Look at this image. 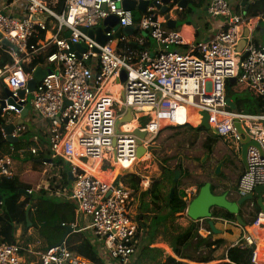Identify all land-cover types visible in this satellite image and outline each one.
Segmentation results:
<instances>
[{
  "label": "built area",
  "instance_id": "1",
  "mask_svg": "<svg viewBox=\"0 0 264 264\" xmlns=\"http://www.w3.org/2000/svg\"><path fill=\"white\" fill-rule=\"evenodd\" d=\"M122 1L3 0L0 6V52L9 58L0 67L1 116L17 120L24 104L30 106L32 118L43 124L52 156L70 166L72 189L68 198L78 213L88 216L99 255L107 264H127L137 251L138 226L129 211L134 195L122 183L114 187L109 179H99L91 166L99 163L104 170L129 171L137 162L149 159L150 153L144 155L146 160L136 158L135 130L145 133L142 145L147 149L156 144L163 129L185 126L191 117L201 121L206 113L212 132L240 149L241 135L234 126L237 121L259 145V149L248 148L247 168L239 177L237 196L246 197L258 187L264 192V44L258 46L247 38L242 51L235 50L243 29L264 23V13L244 18L231 12L227 0H213L207 13L222 18L223 28L212 40L179 52L170 47L185 45L181 34L162 30L165 15L148 7L149 12L138 23L144 34L135 40L139 49L119 52L118 39L101 46L81 29L101 28L109 16L118 18L119 29L132 27L133 12L124 10ZM21 2L25 14L17 16L14 6ZM177 11H181L177 4H170L168 15ZM36 13L46 15L47 21H33L31 15ZM67 31L69 37H65ZM113 34L111 31L106 36ZM149 38L155 43L154 51L143 47ZM81 43L82 53L71 51ZM37 56L44 60L41 69L49 73L28 93L27 83L36 69L27 71L24 65ZM121 70L126 73L123 83L119 81ZM229 79L250 96L241 107L233 101L235 109L226 103ZM21 90L23 98L18 96ZM127 110L131 121L121 123L116 133V123ZM142 118L146 122L142 123ZM26 127L23 119L12 135L21 138ZM29 151L37 154L35 148ZM12 159L0 156V176L12 177ZM26 193L30 195L32 190ZM250 206L254 202L250 201ZM215 214L220 216L217 210ZM61 226L76 228L73 224ZM244 231L242 240H235L231 247L250 249L248 264H264V212L259 210ZM23 252L35 256L38 264H95L70 252L64 241L42 248L40 239L25 247L0 243V264H30L21 257Z\"/></svg>",
  "mask_w": 264,
  "mask_h": 264
},
{
  "label": "trees",
  "instance_id": "2",
  "mask_svg": "<svg viewBox=\"0 0 264 264\" xmlns=\"http://www.w3.org/2000/svg\"><path fill=\"white\" fill-rule=\"evenodd\" d=\"M203 2L204 0H201V3ZM246 6H248V9L244 11L243 15L246 18H255L264 13L263 0L249 2ZM242 9H245V7ZM187 13H191V9L188 8ZM139 20L136 21L137 24ZM137 30L141 32L139 28ZM127 40H129L128 37L118 41L116 45L117 51L139 49L135 41L128 42ZM147 40H145V44L143 45L144 48L148 46ZM252 43L256 44L254 40H252ZM8 61L9 58L0 52V67L4 66ZM43 67L44 60L41 56L35 57L29 64L24 65L27 71ZM240 105L241 103L238 104V107ZM15 121L14 116H0V156L13 157L18 152L23 151V155L32 162L33 166L41 168L44 165L49 166L45 172L48 175L43 177L40 188L30 195L26 193L22 194L21 192L30 190L36 185V182L25 181L23 178L17 176L11 178L0 176V210L3 216L10 219L17 213L22 216L25 207L29 206L28 215L32 226L46 238L49 245H56L64 235L65 228L61 226V223H71L74 220V207L67 202L58 200L55 196L56 189L59 188L62 192H65V195L71 192L68 176L69 165L61 158L52 156L45 134L42 135V139H37L33 136L32 130L28 126L16 144L10 145L6 143L1 129L12 125ZM215 143V137L207 139L209 149ZM30 148H35L37 154L33 155L29 151ZM167 169V166L162 163L159 164V176L153 177L151 184L143 191L140 185L142 178L130 172L120 176L122 180L117 183H122L133 192L135 197L141 200V234L146 235L148 233L151 236L150 239L159 233L162 237L167 236L173 256L166 255L163 264H186L179 260L192 261L199 264H213V262L217 261L213 254L222 241L218 239L212 243H205V238L199 234L200 226L198 222H192L184 228L174 223V219H176L174 215L183 213L188 203L185 193L178 192L177 186L173 183L172 173ZM55 182L56 185H54ZM45 183L48 185L47 188H44ZM166 185L174 188V197L171 200L169 198V190L163 191ZM203 185L204 183L197 190ZM214 189L215 187L212 185L211 191L214 192ZM253 209L254 212L259 211V207L256 204ZM218 211L223 218L235 221V216L227 211L221 209ZM254 217L255 213H251L249 219L245 221L246 226H251ZM64 242L70 252L83 256L95 264H107L100 257L95 245L90 242L85 233L74 232ZM0 243L14 244L15 242L12 240H0ZM199 247L202 248L200 249ZM191 251L197 253L198 256L193 255ZM250 256V249L230 248L227 254L228 261L214 264H248ZM176 258L179 260H176Z\"/></svg>",
  "mask_w": 264,
  "mask_h": 264
},
{
  "label": "crops",
  "instance_id": "3",
  "mask_svg": "<svg viewBox=\"0 0 264 264\" xmlns=\"http://www.w3.org/2000/svg\"><path fill=\"white\" fill-rule=\"evenodd\" d=\"M187 1H188V5L184 10L177 11L171 16L168 15L169 19L171 21L176 22L175 28L173 29V31L179 32L181 34L182 38L184 39V42H185V45H183V46L170 47V49L174 50V51L185 52L189 49V47L191 45H193L195 43L212 40L220 32V30L223 28V25H224V20L222 18H219V17L212 18L207 13V7L210 5V3L213 0H204L203 3H201V0H187ZM227 1L229 2L231 12L233 14H238V15H242V16L244 15V11L248 9V6H246V4H249V2H254L253 0H227ZM1 5H3V0H0V6ZM24 7L25 6L22 2L17 3V5L14 6V8H15L13 10L14 14L17 16H23L25 14ZM244 7H245V9H242ZM188 8L191 9V13H187ZM132 12H133V19H134V23L132 26L133 30L128 31L125 35H123L124 38H127V37L129 38V40H127L128 42H130V41L134 42L137 38L144 36V34L142 32H139L137 30L138 24L136 23V21L139 20L140 18H142L144 14L148 13L149 10L147 9L145 13H142L138 10H134ZM244 18H246V17H244ZM261 26L264 27V24ZM258 27H260V26H256L255 29H248V28L243 29V31L240 33V37H239L240 39L235 46L236 52L242 51V49L245 45V44H242V42H245V40L247 38L249 40H254L256 45H258V46L264 44V40H262L261 42H257V40L254 37V33L258 29ZM161 29L164 31L171 30L167 27L166 19L164 22L161 21ZM120 39L116 40V45ZM146 43L148 44V46L146 48L151 50V51H154V49H155L154 41L149 38ZM107 89H108V92H111V90H112L111 85H110V87L107 86ZM242 91L243 90L241 88H239L238 86H236L235 83H231V84L227 83V86H226L227 96L232 101H234V100L231 98V94L236 95L238 98H240ZM246 100H248V99H246ZM244 101H245V99H238L237 101H234V102L239 104V103H242ZM29 118L33 119L31 116V113L28 110L27 116L24 119L26 126H28L27 124L29 123V121H28ZM191 119H193L194 123H200V121H198V119H196V118L191 117L190 120ZM190 120L186 125L187 129L180 128L183 126L168 127V128L169 129L170 128H176V129H180V130L184 129L186 131H192L193 129H195V126H193L194 124H190ZM41 125L42 124L39 123L38 127L36 129L33 128L31 125L28 126V127H30V130H32V133L34 134L35 138H37L36 135H38V133L44 134V131L41 129ZM203 131L205 132L206 130L203 129L201 134H203ZM162 132H163V130L160 132V134H162ZM160 134L158 135V137L160 136ZM158 137H157V139H158ZM161 137H164V136H161ZM209 137H212L211 132H207L205 134V137H203V142H202L201 148H203L204 154H203L202 158H200L202 160H206L208 157H210L211 153L213 152L212 147H211V149H209L207 146L208 145L207 139ZM180 139H182V138H180ZM12 158H13L12 159L13 160V166H11L12 172H13L12 177L17 176V177L23 178L25 181H31L32 183L36 182V185L30 189V190H32V193H35L40 188V183L44 177V176L41 177V179L39 178V172H40V170H42L41 167L33 166L32 164H31L32 166H30V164L27 162L28 159L25 158L23 153L21 154V151L18 152ZM204 158H206V159H204ZM147 160H149V159L147 158ZM141 163L144 164L143 162H141ZM91 167H94L95 173H97V177L101 180L109 179L110 181L115 182L116 176L119 173V171H117V170H113V171L108 170V169L104 170V169L99 167V163L96 166H91ZM68 169H69L68 171L70 172V168H68ZM177 169H179V170H176V171H180L179 176L183 175L182 169L180 167ZM167 170L171 171L173 183L177 186L178 192H184L185 193L187 203L189 204V202L196 196L197 191H198L197 189L202 183L199 184L197 189L194 187H190V189H188V190H186V189L182 190L180 187L181 177H180L179 181H178L179 177L177 178V181H174V173L176 171L173 172L169 167ZM243 170H242V172H243ZM1 177H4V176H1ZM140 177L142 178L140 185H141V190L143 191L151 184V180H149V183L147 186L146 181H145L146 178L143 176H140ZM38 180H39V182H38ZM69 182L71 184L70 188L72 189V180H70V176H69ZM237 182H238V180H237ZM237 182H236V185H237ZM54 185H56V182ZM47 187H48V185H47V183H45L44 188H47ZM168 190H169V198H170V192H171V190H174V188H171V186L166 185V187L163 191L165 192ZM56 191L57 192L55 193V196H56V198H58V200H60V201L62 200L64 202H67L68 204L73 206L75 209L74 216H73V219H74L73 222L65 223V224L67 226L71 225V224L76 226L75 230H73L72 233H74V232L85 233L87 235V237L89 238L90 242L93 245H95L97 252L100 254L99 246H98L97 242L95 241L91 230L89 229L90 220H89L88 216H85V215L77 212L75 204L70 200V198H68L70 193L65 195L64 194L65 192H62L60 188L56 189ZM262 192H263V190L261 191V193ZM255 194L256 193L254 192V200L252 202H255L254 205L256 204L259 207L258 202L256 201L257 197H255ZM173 197H174V193H173ZM173 197L170 198V200L173 199ZM261 197H262V204L264 205L263 193H262ZM245 204L250 205V203H245ZM245 207L246 206L244 205L241 209H243V211H245L244 210ZM186 209L183 213H179V214L174 215V218L176 217V219H174V223L176 225L178 224L179 226L184 228V227H187L192 222H198V225L200 226V228H199L200 233L199 234L203 238H205V240H206L205 243H212V242L217 241L218 239H220L222 241V243L219 244L215 253L213 254V256L217 259V261L213 262V264L218 263V262H222V261H228V259H227L228 250L230 248H236V247H231L235 240L231 241V239H229V234L227 233V231L221 232L222 229L218 228L216 226V223H218L222 226H230V225L237 226L238 228H240L242 230H244V228H242L237 223H235L236 221L227 220V219L223 218L221 215L220 216L216 215L214 208L211 210V217L209 219H198L195 221L190 219L186 215ZM129 211H130L131 217L133 218V220L136 222V224L138 226L137 251H139V252L137 253V251H136L135 254L130 257V260L127 264H137L136 262L139 259V255L140 254L142 255L146 250L148 251V253L146 254V257H144L142 259V263H140V264H163L165 261L164 257L166 255L173 256V253H172V250L170 248L167 236L162 237V235H160V233H159L154 238L150 239L151 236L148 233H146V235L141 234V220H142V218H141V200L138 197L134 196V200H133L132 205L130 206ZM248 211L249 210H246V212H248ZM0 212H1L0 213V240H12L13 242H15L14 244L21 245L22 247H25L28 243L29 244L33 243L34 239H40L41 244H42V248H45L47 246H53V245H49L46 238H44L40 233H38L37 229H35L32 226L31 222L29 221V215H28L29 214V206L25 207L24 214L22 216L18 215V213H17L16 215H14L10 219L3 216L1 210H0ZM239 215L244 220V222L249 219V218H247V220L244 219V215H242L241 213H239ZM209 221L213 222L214 228H215V230L218 231V233L212 232V230L210 229V227L208 225ZM234 223L237 225H234ZM63 228L66 229L68 227H63ZM252 233L255 236L257 235V232L252 231ZM64 234H65V230H64ZM69 235H67L66 237H64V235H63L61 240L58 243H56V245L59 244L61 241H65V239ZM165 235H167V234H165ZM191 252L193 255L198 256L197 253H195L193 251H191ZM21 257L23 259L27 260L30 264H38V260L35 256H32L30 254L23 252ZM176 260H179V259L176 258ZM179 261L184 262L186 264H199V263L192 262V261H185V260H179Z\"/></svg>",
  "mask_w": 264,
  "mask_h": 264
},
{
  "label": "water",
  "instance_id": "4",
  "mask_svg": "<svg viewBox=\"0 0 264 264\" xmlns=\"http://www.w3.org/2000/svg\"><path fill=\"white\" fill-rule=\"evenodd\" d=\"M256 1H262V0H253ZM170 4H177V6L184 10L187 5V0H159V3H157V0H124L120 4V6L124 10H138L142 13H145L148 7H154L156 10H158L161 14L165 15V19L167 21V27L171 30L175 28V21H171L168 16V10L170 7ZM31 19L33 21H39L45 23L47 21V16L44 14H32ZM118 18L116 16H109L107 19L103 21V25L101 28H98L96 30H89L85 31L84 29H81L83 33H86L91 39L95 40L99 45L103 46L105 43H107L110 40L113 39H120L123 35H125L128 31L133 30V27H126L123 29H119L118 26ZM111 31L114 32L111 36H106L107 33H110ZM70 36V31H67L65 33V37ZM3 44L8 45L6 41H3ZM242 44H245V42H242ZM77 51L78 53H82L84 51V44H76L71 47V51ZM244 56V55H243ZM49 73V70H43L41 68H37L34 72L33 78L27 83V92L32 93L36 84L42 80V78L45 77V75ZM126 79V73L124 70H121L119 73V81L123 83ZM228 83H234V79H229ZM5 95L8 97L10 96V93L8 91L5 92ZM25 95V92L23 90L18 92V96L20 98H23ZM8 103H12L11 100L8 101ZM226 103L229 105L231 109H235L234 102L228 97L226 99ZM22 106V111L19 116V118L14 122V124L6 126L4 128L5 131V138L4 141L10 145L16 144L18 142V138L12 135L13 128L17 125H20L23 123V119L27 116L28 109L24 106ZM24 106V107H23ZM4 108V102L0 101V116H1V110ZM200 121V126L204 130L208 132H212L211 128L207 124L208 116L206 113H203ZM131 121V112L130 110H127L126 116L119 119L116 123V133H119V125L121 123H127ZM234 126L237 130V132L241 135V141H240V159L242 162V165L244 169L247 168L246 163V157H247V151L250 146H253L257 149H259V145L255 141H251L247 134L241 129V126L239 122L235 121ZM214 133V132H213ZM134 135L138 138L137 140V150H136V158L140 159L143 157L146 153H149L153 150H156V147L149 146L147 149H145L142 145V139L145 136V133L140 132L139 130L134 131ZM206 159V158H204ZM226 160H224L222 163L218 164L215 168V174H220L221 169L224 165ZM203 163L204 160H201ZM67 164V163H66ZM180 171H176L174 173V181H177V178L179 177ZM68 176H70V180H72V175L69 172ZM211 184L209 182L204 183L203 186H201L196 194V196L189 202L187 209H186V215L192 219V220H198V219H209L211 217V210L213 208L225 210L228 213L235 216V221L237 224L246 230L248 227L246 226L244 220L239 215V207L246 202H249L253 199V194H250L246 197L239 198L238 200L231 201L227 198V194H215L211 191ZM263 189L261 187H258L255 189V193H260ZM22 194H25L26 192H21ZM174 190H171L170 192V198L173 197ZM259 209L264 212V205L262 203H259ZM1 213V212H0ZM208 225L213 233H218L217 230L214 228V224L212 221L208 222ZM73 230L68 227L65 229L64 237L71 234ZM63 241L60 242V244Z\"/></svg>",
  "mask_w": 264,
  "mask_h": 264
},
{
  "label": "rangeland",
  "instance_id": "5",
  "mask_svg": "<svg viewBox=\"0 0 264 264\" xmlns=\"http://www.w3.org/2000/svg\"><path fill=\"white\" fill-rule=\"evenodd\" d=\"M264 24V23H263ZM258 24V29L254 33V37L257 40V42H261L264 40V27ZM231 98L234 101H237L238 99H249L250 96L247 91H242L240 98H238L236 95L231 94ZM28 99H31V96L28 97ZM27 108L30 109L29 105H26ZM241 107V105H240ZM26 118V117H25ZM27 121V120H26ZM29 123L28 126L31 125L33 128H37L38 122L37 120H33L31 118L28 119ZM141 122H146V119H141ZM190 124H194L195 129L192 131H186L184 129H176V128H165L163 129L162 134L158 137L156 140V144L154 146H160L159 149L153 150L150 153L149 160L144 161L142 164L141 162H137L135 166L132 167L129 171H119L118 175L116 176L115 182L113 186H117V182L121 181V177L125 175L127 172L138 174L140 176L145 177L146 185L148 186L149 180H153V177L159 176V164H163L167 167H169L173 172H175L177 169L176 167H180L183 171V175H180L178 178V181L181 177L180 181V187L181 189H190V187H194L197 189L199 184L209 182L211 185L215 187L214 192H220L223 189H229V191H232L234 193L236 189V182L238 180V176L243 170V166H237L238 171L231 172L230 168L228 166H224L221 169L220 174H215V168L217 161L225 154L224 152V145L221 144V142L218 143L213 148V152L211 153L210 157H208L204 162L202 163L200 158H202L204 154L203 148H201L203 137H205L206 132L203 131V134H201L203 129H200V123H194L193 119L190 120ZM43 125V124H42ZM180 128L187 129L186 125ZM189 133V134H188ZM42 133H38L37 139H42ZM34 136V134H33ZM164 136V137H161ZM189 136V137H188ZM212 137L218 138L214 135ZM182 138V139H180ZM220 138V137H219ZM35 139V138H34ZM222 139V138H221ZM217 140V139H216ZM222 141H225V139H222ZM34 147V146H32ZM240 150V149H238ZM142 158V157H141ZM140 158V159H141ZM140 161V160H139ZM27 162L32 166L31 161L28 159ZM215 166V167H214ZM39 172V178L46 177L48 173H45L48 170V166L44 165L41 168ZM117 170V169H116ZM118 171V170H117ZM44 172V173H43ZM183 176V177H182ZM39 182V180H38ZM264 201V200H263ZM262 203V202H261ZM245 205V212L246 210H250L251 213H254L253 208L248 204L245 203L242 204ZM216 226L221 230V232L227 231L229 234V239L231 241L233 240H242L243 236L245 235V231L238 228L237 226H222L218 223H216ZM250 231H253V229H249ZM139 251H137L138 253ZM148 251L146 250L142 255H139V259L137 260V264L142 263V259L146 257V254ZM151 258V257H150ZM157 263V262H156Z\"/></svg>",
  "mask_w": 264,
  "mask_h": 264
},
{
  "label": "flooded vegetation",
  "instance_id": "6",
  "mask_svg": "<svg viewBox=\"0 0 264 264\" xmlns=\"http://www.w3.org/2000/svg\"><path fill=\"white\" fill-rule=\"evenodd\" d=\"M207 133V132H206ZM212 135L216 136L213 132H211ZM209 136V135H208ZM218 137V136H216ZM216 143L212 146V150L213 148L218 145L219 142H221L222 145H224V155L217 161L216 163V166L220 163H222L224 160L225 163L223 165L224 166H228V168H230V171L233 173V172H236L238 171V167L237 166H243L242 165V162H241V159H240V150H238V146H234V145H231L229 144L228 142L226 141H222L221 138H216ZM156 147V150L160 148V146H154ZM244 169V168H243ZM215 194H224L226 193L227 194V198L231 201H235L237 200V196H236V189L234 191V193L232 191H229V189H223L222 191L220 192H214ZM243 207V205H241L239 207V213H241L242 215H244V219L247 220V218L250 217V210L248 212L245 213V211H243V209H241ZM255 213V212H254Z\"/></svg>",
  "mask_w": 264,
  "mask_h": 264
},
{
  "label": "bare ground",
  "instance_id": "7",
  "mask_svg": "<svg viewBox=\"0 0 264 264\" xmlns=\"http://www.w3.org/2000/svg\"><path fill=\"white\" fill-rule=\"evenodd\" d=\"M142 158H143V159H142ZM142 158H141V160H146V159H145L146 156H143ZM262 193H263V195H264V192H262ZM262 193L260 192V193H256V194H255V197H257V200H256V201L259 202V203L262 202V197H261V196H262Z\"/></svg>",
  "mask_w": 264,
  "mask_h": 264
},
{
  "label": "clouds",
  "instance_id": "8",
  "mask_svg": "<svg viewBox=\"0 0 264 264\" xmlns=\"http://www.w3.org/2000/svg\"><path fill=\"white\" fill-rule=\"evenodd\" d=\"M27 109H28V108H27ZM65 163H66V162H65ZM69 168H70V166H69ZM244 170H245V169H244ZM244 170H243V171H244ZM242 173H243V172H242ZM242 173H241V174H242ZM240 176H241V175H240ZM238 180H239V179H238ZM237 184H238V182H237ZM236 189H237V185H236ZM254 192H255V191H254ZM26 194H27V193H26ZM27 195H28V194H27ZM236 196H237V193H236ZM236 198H237V200L239 199L238 196H237ZM253 200H254V193H253V199H252L251 201H253ZM246 203H250V201H249V202H246ZM254 203H255V202H254ZM253 207H254V206H253ZM214 209L217 210V211L219 210V209H216V208H214ZM259 210H260V209H259ZM218 212H219V211H218ZM256 213H257V212H256ZM256 213H255V214H256ZM235 223H237V222H235ZM247 227H249V226H247ZM242 228H243V227H242ZM244 229H245V228H244Z\"/></svg>",
  "mask_w": 264,
  "mask_h": 264
}]
</instances>
